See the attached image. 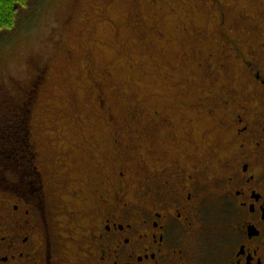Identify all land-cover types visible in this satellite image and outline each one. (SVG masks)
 <instances>
[{
  "label": "flooded vegetation",
  "instance_id": "flooded-vegetation-1",
  "mask_svg": "<svg viewBox=\"0 0 264 264\" xmlns=\"http://www.w3.org/2000/svg\"><path fill=\"white\" fill-rule=\"evenodd\" d=\"M203 5L219 11L217 49L196 63L210 90L189 94L191 73L179 102L135 106L120 119L116 92L106 96L95 80L113 135L75 140L84 156L46 158L33 140V100L50 81L47 68L37 72L32 104H18L27 142L16 160L0 158V264H209L207 210L220 226L213 264H264V37L253 24L235 32L220 0ZM78 125L86 132L84 119Z\"/></svg>",
  "mask_w": 264,
  "mask_h": 264
},
{
  "label": "rangeland",
  "instance_id": "rangeland-1",
  "mask_svg": "<svg viewBox=\"0 0 264 264\" xmlns=\"http://www.w3.org/2000/svg\"><path fill=\"white\" fill-rule=\"evenodd\" d=\"M181 1L34 0L15 31L0 38L2 126L11 124L10 112L20 114L18 104L26 102L37 72L45 68L50 81L39 86L30 121L33 140L46 158L59 153L65 158L84 156L83 149L72 146L75 140L113 135L105 113L108 104L103 109L96 104L95 80L102 82L106 96L116 92L112 107L120 119L135 106L151 109L179 102V81L191 73L196 81L188 93L205 95L209 74L196 63L217 49L219 29L213 15L218 18L219 11L209 14L203 0ZM220 2L235 32L253 24L256 37H264V0ZM196 29L202 31L197 40L192 32ZM256 37L250 35L249 40L255 42ZM7 96L15 107L5 102ZM79 118L87 122L86 132ZM1 197L9 198L4 193ZM206 215L202 250L213 264L216 251L211 243L220 226Z\"/></svg>",
  "mask_w": 264,
  "mask_h": 264
},
{
  "label": "trees",
  "instance_id": "trees-1",
  "mask_svg": "<svg viewBox=\"0 0 264 264\" xmlns=\"http://www.w3.org/2000/svg\"><path fill=\"white\" fill-rule=\"evenodd\" d=\"M34 0H0V38L11 34L18 27L20 19L23 16H27L28 11L31 10ZM5 102L8 106L15 105L12 98L6 97ZM26 104L30 106L32 104V100H26ZM8 110V107H6ZM7 119L11 124L9 126H2L0 121V138L3 140L4 146H11L12 154L3 155L0 153V158H5L6 160H16V153L18 145L26 141V134L29 133L28 123L29 118H20L19 116L12 115ZM3 127V128H2ZM24 143V142H23ZM3 175L0 173V180H2ZM5 187V186H4Z\"/></svg>",
  "mask_w": 264,
  "mask_h": 264
}]
</instances>
